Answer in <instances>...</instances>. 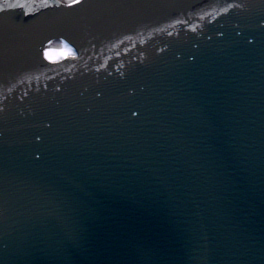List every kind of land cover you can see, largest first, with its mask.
<instances>
[{
  "label": "water",
  "instance_id": "water-1",
  "mask_svg": "<svg viewBox=\"0 0 264 264\" xmlns=\"http://www.w3.org/2000/svg\"><path fill=\"white\" fill-rule=\"evenodd\" d=\"M203 1L0 12V264H264V0Z\"/></svg>",
  "mask_w": 264,
  "mask_h": 264
},
{
  "label": "snow or ice",
  "instance_id": "snow-or-ice-1",
  "mask_svg": "<svg viewBox=\"0 0 264 264\" xmlns=\"http://www.w3.org/2000/svg\"><path fill=\"white\" fill-rule=\"evenodd\" d=\"M83 2L84 0H66V6L71 9ZM57 3L62 5L65 3V0H55L54 3L50 2V0H3L0 3V12H7L10 9H20L23 16L34 18L44 9L52 8ZM74 54L73 50L66 43L63 48H48L45 51V55L49 60H59Z\"/></svg>",
  "mask_w": 264,
  "mask_h": 264
},
{
  "label": "bare ground",
  "instance_id": "bare-ground-1",
  "mask_svg": "<svg viewBox=\"0 0 264 264\" xmlns=\"http://www.w3.org/2000/svg\"><path fill=\"white\" fill-rule=\"evenodd\" d=\"M3 2V0H0V3H2ZM55 2V1H54ZM65 5H66V0H65V3H64ZM63 4V5H64ZM56 5H58V4H56ZM57 7H59V6H57ZM42 12H54L51 8H47V9H44ZM58 41H50V42H48V43H46L43 47H42V52H44V55H45V51H46V49H48V48H50L54 43H57ZM65 44V43H64ZM68 45V44H67ZM68 47H70L69 45H68ZM71 48V47H70ZM73 50V52L75 53L74 55H70V56H67V57H69V58H76V56H77V52L74 50V49H72ZM45 57H46V59H47V56L45 55ZM59 63H60V61H58ZM57 62V63H58ZM55 63V62H54Z\"/></svg>",
  "mask_w": 264,
  "mask_h": 264
},
{
  "label": "rangeland",
  "instance_id": "rangeland-1",
  "mask_svg": "<svg viewBox=\"0 0 264 264\" xmlns=\"http://www.w3.org/2000/svg\"><path fill=\"white\" fill-rule=\"evenodd\" d=\"M65 46L62 42L54 43L50 48H63ZM60 60V59H59ZM52 61H58V60H52Z\"/></svg>",
  "mask_w": 264,
  "mask_h": 264
}]
</instances>
